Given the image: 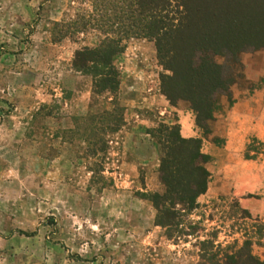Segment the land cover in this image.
Instances as JSON below:
<instances>
[{
  "label": "rangeland",
  "instance_id": "1",
  "mask_svg": "<svg viewBox=\"0 0 264 264\" xmlns=\"http://www.w3.org/2000/svg\"><path fill=\"white\" fill-rule=\"evenodd\" d=\"M229 1L251 39L214 56L233 83L201 128L163 93L171 73L137 0H0V264H208L203 240L216 262L247 240L264 261V0ZM106 34L122 38L119 85L98 92L72 63ZM181 129L210 176L167 235L148 194L164 192L162 135Z\"/></svg>",
  "mask_w": 264,
  "mask_h": 264
},
{
  "label": "trees",
  "instance_id": "2",
  "mask_svg": "<svg viewBox=\"0 0 264 264\" xmlns=\"http://www.w3.org/2000/svg\"><path fill=\"white\" fill-rule=\"evenodd\" d=\"M137 2L142 15L139 35L155 41L158 59L171 73L165 77L163 93L171 102L176 99L188 101L195 112L196 124L205 128L206 122L212 120L213 113L218 110L217 96L228 94L233 83L232 74L217 64L214 56L233 55L250 42L251 33L243 30V23L231 10L229 0L212 6L204 2L193 6L191 0ZM173 7L175 12L171 11ZM121 39H110L106 34L98 46L85 47L74 55V69L90 76L98 92H112L118 88V71L112 58L122 51ZM159 127L164 132L167 130L165 125ZM118 128L119 125L114 131ZM162 136L165 140L159 178L164 192L148 194V198L157 211L155 224L164 227L170 235L173 227L180 223L176 206L190 211L196 207L197 197L206 192L210 175L205 164L210 161V156L201 151L199 139L184 138L179 130ZM255 156L256 153L246 155L247 158ZM245 243L246 250L223 252L220 259L223 264H264L252 255L251 242ZM211 247L213 244L207 240L200 242L201 258L208 264H219L220 260H214L219 253L212 252Z\"/></svg>",
  "mask_w": 264,
  "mask_h": 264
},
{
  "label": "crops",
  "instance_id": "3",
  "mask_svg": "<svg viewBox=\"0 0 264 264\" xmlns=\"http://www.w3.org/2000/svg\"><path fill=\"white\" fill-rule=\"evenodd\" d=\"M129 90H131L133 87H127ZM154 94V93H153ZM154 98V97H153ZM152 98V99H153ZM156 100V99H155ZM165 104H166V101H165ZM162 110V108H160ZM180 122V121H179ZM180 133L183 137H186V136H189L190 134H187V131H184V130H180Z\"/></svg>",
  "mask_w": 264,
  "mask_h": 264
}]
</instances>
